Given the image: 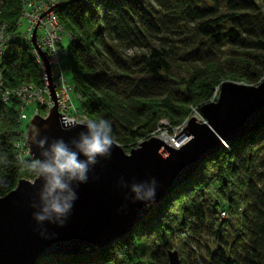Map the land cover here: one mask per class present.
Returning a JSON list of instances; mask_svg holds the SVG:
<instances>
[{
  "label": "trees",
  "instance_id": "16d2710c",
  "mask_svg": "<svg viewBox=\"0 0 264 264\" xmlns=\"http://www.w3.org/2000/svg\"><path fill=\"white\" fill-rule=\"evenodd\" d=\"M21 1L0 0V197L38 171L14 152L27 126L12 92L42 77L31 47L17 40ZM54 15L68 35L73 109L108 120L119 146L156 135L161 118L180 126L223 81L264 79V0H59ZM169 251L180 264H264V125L206 157L124 237L38 264H168Z\"/></svg>",
  "mask_w": 264,
  "mask_h": 264
},
{
  "label": "water",
  "instance_id": "95a60500",
  "mask_svg": "<svg viewBox=\"0 0 264 264\" xmlns=\"http://www.w3.org/2000/svg\"><path fill=\"white\" fill-rule=\"evenodd\" d=\"M35 29L31 31L30 44L44 65L47 98L52 107L43 117L32 116L25 133L28 154L35 160L41 179L18 180L11 191L0 197V264H38L50 255H87L104 248L132 231L206 157L264 125V79L257 85L223 82L215 101L199 108L202 121H187L182 132L190 140L178 150L158 137L140 142L128 154L114 145L110 157L97 156L95 163L87 165L86 183L67 174L61 178L67 187L56 195L62 199L76 197L70 201L74 203L71 213L52 215L38 223L34 215L41 214L51 199L46 196L51 175L42 169L45 165L54 166L53 144L62 141L69 151L77 153L79 160L86 161L77 146L82 143L81 134H90L83 124L64 127L58 123L61 116L45 55L36 47ZM153 178L157 185L154 201H135L131 185ZM61 221H65L64 226H57ZM166 258L168 264H180L175 251H169Z\"/></svg>",
  "mask_w": 264,
  "mask_h": 264
},
{
  "label": "built area",
  "instance_id": "2783aa9c",
  "mask_svg": "<svg viewBox=\"0 0 264 264\" xmlns=\"http://www.w3.org/2000/svg\"><path fill=\"white\" fill-rule=\"evenodd\" d=\"M86 1V0H83ZM59 3V0H22L21 1V19L27 25L25 33V44L31 47L32 53L35 57L37 64L41 70V84L38 87L31 86H21L12 93L20 100L22 103L19 109V117L22 118V113L24 107L28 103H44L45 114L52 107L51 102L43 100V95L48 94L47 90V79L44 73V65L37 56L36 51L30 44V35L34 27L36 47L45 55L46 64L49 68V76L51 80V85L53 86L57 112L60 116L68 114L73 117L81 118L80 113H76L70 103L69 92H71V85L64 76L65 71V60L66 52L61 47V37L63 35L67 36L59 24L57 23L56 17L54 15V6ZM43 17H41V15ZM39 32V34H37ZM6 40V36L3 31V27H0V48ZM8 95L4 92V100ZM71 112V114L69 113ZM83 118H85L83 116ZM79 124V123H77ZM26 133V132H25ZM25 133L22 135L21 139L15 142L14 152L17 161L21 162L25 158H31L28 154V146L25 140ZM181 132L176 133L173 138L169 141V147L173 150H178L181 146L187 143L188 138L183 137ZM220 219L226 217L224 211L219 212Z\"/></svg>",
  "mask_w": 264,
  "mask_h": 264
},
{
  "label": "clouds",
  "instance_id": "9594fccd",
  "mask_svg": "<svg viewBox=\"0 0 264 264\" xmlns=\"http://www.w3.org/2000/svg\"><path fill=\"white\" fill-rule=\"evenodd\" d=\"M58 123L62 124L64 127H67L69 124L75 125L77 123L84 124L87 127L90 135L84 137L83 134H81L82 143L77 146L80 154L86 157L87 160H79L77 153L69 151L62 141H57L53 144L52 152L54 153V166L45 165L42 169L44 173L51 175V179L47 182L46 187V196L51 199L45 204L41 214L34 215L33 218L38 223L49 220L52 215L57 217L68 216L74 206V203L70 201H74L76 197L68 196L62 199L59 195H56L58 192L63 193L67 187L66 184L62 183L61 178L63 175L67 174L70 178L78 177L81 183H86L85 172L87 171V165L95 163V158L97 156L110 157L113 146L117 144L116 138L112 133L111 123L106 119H85L65 114L60 117ZM36 127L37 126L34 125L33 129ZM22 161L23 160H21V162ZM35 168V163H33L30 168L22 166V170L26 172H32ZM35 176L41 179L39 173ZM156 186L154 178L148 182L132 184L131 192L134 195V200L141 202L154 201ZM64 224L65 221H61L57 226L63 227Z\"/></svg>",
  "mask_w": 264,
  "mask_h": 264
},
{
  "label": "rangeland",
  "instance_id": "374dc122",
  "mask_svg": "<svg viewBox=\"0 0 264 264\" xmlns=\"http://www.w3.org/2000/svg\"><path fill=\"white\" fill-rule=\"evenodd\" d=\"M256 1V0H255ZM26 28H27V25H26V23L24 22V20H21V23H20V25L17 27V30H16V33H17V40L20 42V43H23V41L25 40L24 39V35H25V33H26ZM37 34H39V32L37 33ZM23 40V41H22ZM67 43H68V37L67 36H65V35H63L62 37H61V47L63 48V49H65V47L67 46ZM65 65V64H64ZM65 68L67 69V67H66V65H65ZM64 76H65V78L68 80L70 77H69V73H67V71H65V73H64ZM223 82H228V81H223ZM223 82H221V83H223ZM261 82V81H260ZM220 83V84H221ZM232 83H234V82H232ZM236 84H238V83H236ZM239 84H241V83H239ZM257 85V84H256ZM219 88V87H218ZM217 92H218V89L217 90H215V92L213 93V95H212V99L210 100V102H213V101H215V99H216V96H217ZM48 94L47 95H43V100H45V101H48ZM69 98H70V103L72 104V106H73V108L74 109H76L77 108V100H76V97H75V95H74V93L71 91V92H69ZM210 102H208V103H210ZM208 103H206V104H208ZM206 104H204V105H206ZM38 105L39 106H41V103H38ZM43 106H44V103L42 104ZM203 106V105H202ZM37 106H36V103H28L25 107H24V109H23V113H22V118H21V126H22V129L23 128H25L27 125H28V123H29V120L31 119V117L32 116H34V115H38L37 114V108H36ZM70 114H71V112H69ZM81 114V113H80ZM45 115V114H44ZM82 115V114H81ZM40 116V115H39ZM41 117H43V116H41ZM80 118V117H79ZM81 118H83V115L81 116ZM191 118H194L195 120H196V122H200V121H202L201 120V118H200V114H199V112H198V114L195 112V111H193L192 110V112L188 115V117H187V119H184L183 120V122H182V124L180 125V126H177V127H170L168 124H167V122H166V120L165 119H163V118H161L160 119V121H159V123H158V126H159V129H158V133L156 134V135H151L150 136V138L151 137H159L160 135H163V134H165V136L168 138V142L171 140V138H173V136L176 134V133H178V132H182V130H183V128L186 126V123H187V121L189 120V119H191ZM84 125V124H83ZM183 133V132H182ZM140 142H142V141H139V142H137V143H135V144H131L130 146H126V147H123V146H119L122 150H123V152L125 153V154H128V152L132 149V150H134V149H136L137 148V146H138V144L140 143ZM167 146H169V144H166ZM39 172V169H38V171H37V173ZM36 177V176H35ZM34 177V178H35ZM23 180H25V179H23ZM33 180V179H32ZM32 180H27V181H32ZM15 187V186H14ZM213 190H214V188L213 189H211L210 191H211V193H214L213 192ZM212 195V194H211ZM217 203H218V201L217 200H215ZM219 211H221V210H219Z\"/></svg>",
  "mask_w": 264,
  "mask_h": 264
},
{
  "label": "bare ground",
  "instance_id": "6f19581e",
  "mask_svg": "<svg viewBox=\"0 0 264 264\" xmlns=\"http://www.w3.org/2000/svg\"><path fill=\"white\" fill-rule=\"evenodd\" d=\"M26 33H27V31H26ZM24 39H25V35H24ZM182 133V132H181ZM183 134V133H182ZM184 135V134H183ZM183 137H185V138H188V141L190 140V138L189 137H186L185 135L183 136ZM158 139L160 140V141H162L163 143H165V144H168L169 142H168V138L165 136V134H163V135H160L159 137H158ZM187 141V142H188Z\"/></svg>",
  "mask_w": 264,
  "mask_h": 264
}]
</instances>
